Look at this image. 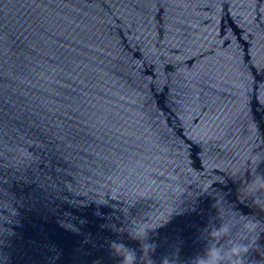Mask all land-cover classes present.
<instances>
[{
	"label": "water",
	"instance_id": "95a60500",
	"mask_svg": "<svg viewBox=\"0 0 264 264\" xmlns=\"http://www.w3.org/2000/svg\"><path fill=\"white\" fill-rule=\"evenodd\" d=\"M261 181L264 0H0V264H264Z\"/></svg>",
	"mask_w": 264,
	"mask_h": 264
},
{
	"label": "clouds",
	"instance_id": "9594fccd",
	"mask_svg": "<svg viewBox=\"0 0 264 264\" xmlns=\"http://www.w3.org/2000/svg\"><path fill=\"white\" fill-rule=\"evenodd\" d=\"M256 180L251 184L255 185ZM259 189H264V181H261L260 185L253 189V193H255ZM229 233L228 227L224 224L219 229H214L211 233V240L209 242V246L207 248L205 257H198L195 261V264H225L227 260L229 264H241V256L243 253L247 252V247L243 244H237L229 241L231 243V247L227 250L222 249L221 247H217L215 241L220 236H226ZM139 238V233L135 235ZM116 250L119 252L123 245H115ZM124 249V248H123ZM129 255L124 256L123 264H133L135 259L134 254L129 252Z\"/></svg>",
	"mask_w": 264,
	"mask_h": 264
}]
</instances>
